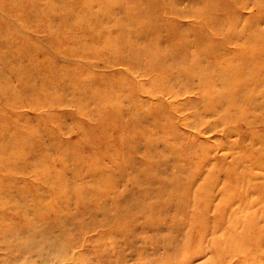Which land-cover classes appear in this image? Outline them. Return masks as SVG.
Instances as JSON below:
<instances>
[{
    "label": "rangeland",
    "instance_id": "obj_1",
    "mask_svg": "<svg viewBox=\"0 0 264 264\" xmlns=\"http://www.w3.org/2000/svg\"><path fill=\"white\" fill-rule=\"evenodd\" d=\"M85 1L0 0V264H264L262 116L201 105L196 69L182 89L176 71L143 67L148 54H122L129 25L99 28ZM136 1L112 0L114 16L140 27L161 2L143 0L132 16ZM197 1L163 0L175 35L151 30L146 40L172 53V41H188V62L211 46L203 63L225 68L254 32L250 67H264V0H205L230 22L217 33L194 21ZM76 218L102 222L84 230ZM51 235L72 249L52 248Z\"/></svg>",
    "mask_w": 264,
    "mask_h": 264
},
{
    "label": "bare ground",
    "instance_id": "obj_2",
    "mask_svg": "<svg viewBox=\"0 0 264 264\" xmlns=\"http://www.w3.org/2000/svg\"><path fill=\"white\" fill-rule=\"evenodd\" d=\"M162 1L163 0H161V2ZM209 1L213 2V0H209ZM216 1H219V0H216ZM142 2H143V0L142 1H136L132 5L130 4L129 10L131 8H134V7H141ZM161 2H158V1L153 2V3L160 6V8L158 10H156L154 17H150L149 19L143 15H140L138 17V23L139 22L142 23V26H140V27H138L136 24L132 23L133 22L132 18L127 16V15L120 14V17H115L113 12L116 8V5L112 2V0H88V1H85L83 10L84 11L86 10V12H88L87 16L89 19L94 18V23L96 26H99V28H101V26L104 27L108 23L109 24L112 23L111 25H117V26H119L120 29L125 28L126 25H129V31H128V33L125 34L127 36L125 39L126 40L125 42H128L127 43L128 47L124 48V49L121 47L122 52H123L122 54H126L128 52H134L135 58H139L140 56H142L141 54H148L151 57L150 61L147 64H144L143 67H146V68L151 69L153 71L154 70L155 71L156 70H161V71L166 70V71H169V73L176 71V75L174 76V80L176 82V85H178V87H181L182 89L183 88L185 89V87H186V89H187L189 85L187 86L188 82H186V81H187L189 74H190L189 70L196 69L200 75L201 92H199V102L201 105L206 106V108L208 106H210V107H213L215 109L220 108L222 105H225V107L227 109H236L237 108V110H239L238 116L242 117V118L246 117L244 109L247 113H251V112L256 111L257 116H262V118H260V120L264 121V92H263L264 91V77L262 76L263 73L261 72V69L264 67L262 65H259L258 67L256 65L254 68L250 67L254 62H256L257 56H258L259 44L256 42V34L254 32L250 33L251 36L246 39L248 41L249 40H254V41H250V43H247L246 41H244L240 47L235 48V53H237V54H235V57L237 59L235 62L229 63L228 66H226L225 68L223 65L218 64V63H216L215 65L213 64L209 67L205 66V64L203 63V58L206 56H209L212 53L213 48H211V46L204 47L203 45H201L202 47L201 46L199 47L200 48V56L195 57L194 60L188 62L186 60V58H187L186 56L188 55V52L186 50V48H187L186 42H188V41H185V42L182 41L181 43H178L177 41H172L171 45H175L177 47V49L179 50V51H177V53H174V52L172 53L170 50L168 51L167 49L166 50L158 49V47H156V46H155L156 47L155 48L152 43H150L146 40V33H148L151 30H155L156 32H164L165 31V32H167V37H171L172 35H175L172 33L170 34L169 29L165 26L166 23H168V26H169L171 24V22L167 21L166 18L163 19V14L160 11L161 8L163 7V4ZM200 2H202L203 6H200V7L195 6V8H197V9L189 10L190 11L189 13H191L193 15V18H194V21H196V24H199L200 26H202L203 23L207 22L210 24L211 28L216 33L220 27L222 30H225V28H223V26L228 25L230 22H228L225 19V24L222 26L220 23L219 17L222 19H224V17L219 15L218 13H216L214 7L211 6L210 3L208 4L207 2H205V0H199L196 3L200 4ZM93 5H95V7H96V9L94 11L92 10ZM89 10H90V12H89ZM129 14L132 16L138 15V13H134L131 10H130ZM172 14L176 15L175 12H170L168 15L171 16ZM68 15L70 17H74V14L71 12H69ZM160 20H161V22H159ZM170 30L173 33L176 32L174 30L172 24H171ZM227 30H230V31H227ZM227 30L224 32L226 34L221 39L228 42L231 39V37L233 38V36L236 35L237 32L232 33V31H233L232 25L229 26L227 28ZM123 32H125V30H123L121 32V34H123ZM2 34H6V33L3 32ZM198 35L199 34H197V37L194 40L199 45L200 42H198V40L202 41V39ZM157 37H159V36H157ZM137 39H140L139 43H137ZM61 42H62V40H61ZM141 44H142V46H141ZM130 49H131V51H130ZM139 50L142 52H140ZM251 56H253V58H250ZM177 66H180L181 68L178 69ZM248 66H249V69H254L256 71L246 70V68ZM169 73H168V76H169ZM216 73H221V74L217 75ZM237 75L239 77H237L236 82H235V76H237ZM170 80H171V77H168V81H170ZM183 80L185 82V85L183 83H181ZM26 81L27 80H23V83ZM214 83H216V85L218 87L212 88L211 84H214ZM156 84H158V83H156ZM166 84H164L165 87L168 86V85L166 86ZM169 88H170V90H172V87L169 86ZM156 89H157V87L154 88L153 91H155ZM166 90H168V89H166ZM153 91H152V93H153ZM164 91L165 90H163V86L161 84V87H159V89H157L156 95H158ZM16 98H17V96L14 94L13 100L15 101ZM182 103H185V102L183 101ZM196 113H197V110L194 109L189 115H191L192 117L195 118ZM185 119L188 120V118H185ZM254 119H255V117H252V118H250V121H252ZM172 130L175 131V128H173ZM262 144H264V141L262 142ZM262 144H261V147H264ZM7 159L8 158L3 159L2 163L6 164ZM76 189H77V187H76ZM146 192L149 194V198H150V196L152 194L149 191H146ZM22 215H23V219L26 220L25 211L23 209H22ZM76 217H78V216H76ZM93 219L94 220H92L93 221L92 225L86 224L84 226L83 218H76L75 224H78V226L80 228L82 226H84V230H87L89 227L91 228V226H93L94 224L100 225L102 222L98 218H93ZM23 235L27 239L35 241V242L43 241V238L38 233H30V232L23 231ZM158 235H160V234L158 233L157 236ZM169 235H167V237H165V236L164 237L169 239V237H168ZM58 241L60 243H58ZM127 241H128L127 244L130 247L131 243L129 242V240L126 237V240L124 242L126 243ZM49 242H50V245L52 246V248L60 246L59 247L60 251L72 249L71 244H66L63 241V236L58 238V237H55L54 235H51ZM173 242H174V245L179 244V241L176 238H174ZM27 245L30 246L29 243H27ZM116 246H123V245L116 244ZM123 249H124V247L119 249V252H118L119 257H121V252ZM130 249H132V248H130ZM130 249H129V251H130ZM81 254H84L82 250L78 254V256ZM73 257H75L74 254H73ZM66 258H67L66 255H62V257L58 260H63ZM98 264H100V263H98ZM109 264H116V262L113 261V262H110Z\"/></svg>",
    "mask_w": 264,
    "mask_h": 264
}]
</instances>
